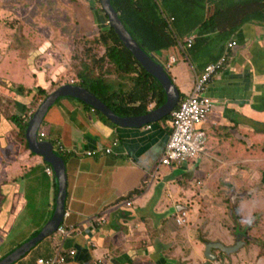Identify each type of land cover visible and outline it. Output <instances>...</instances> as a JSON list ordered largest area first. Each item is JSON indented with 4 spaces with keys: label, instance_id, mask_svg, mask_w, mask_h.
<instances>
[{
    "label": "crops",
    "instance_id": "obj_1",
    "mask_svg": "<svg viewBox=\"0 0 264 264\" xmlns=\"http://www.w3.org/2000/svg\"><path fill=\"white\" fill-rule=\"evenodd\" d=\"M239 1L229 0L227 5L225 0L221 3L213 0L206 2L202 16L205 23L194 24L195 28L190 33L196 35L194 46L184 50L185 57L177 44L156 53L165 58L163 65H167L170 55L176 58L174 62L169 61L166 68L181 96L185 97L202 68L217 60L227 43L236 41L231 60L210 80L206 91L214 100L210 115L212 127L210 117L200 125L207 133L225 129V138L230 139L226 147L229 159L227 157L223 161L220 157L217 164L210 165L207 161L203 165L205 157L211 159V151L208 150L201 157L204 159L202 164H198L196 159L180 166L157 167L171 131L170 119L163 122L162 118L139 129H125L102 120L96 110L72 99H61L48 110L42 124L48 125L53 135L44 134L42 141L59 145L65 151L66 222L77 228L74 236L63 241L57 237V241H54L64 250H75L69 264H181L185 261L202 264L206 259L214 261L211 255H206V244L210 246L213 243L212 246L218 248L233 247L234 239L241 238L239 234L244 228L247 230L245 233L257 237L260 228L250 232L251 228L248 230L247 226L254 218L262 220V223L264 221V212L263 219L257 216L264 206L261 192L255 187L256 178L264 183V158L258 167L247 164L250 172L242 173V181L235 179V186L251 181L254 189L250 202L243 201L246 197L238 199L242 215L240 219L232 210L234 218H238L236 224L230 220L233 227L226 223L225 218L220 220L209 214V208L205 209L208 204L211 208L215 206L214 203L222 202L218 194L212 192V187H205L206 183L210 186L216 182L215 178L219 180L222 177L220 182H229L233 177L225 176V173L232 171L230 166L237 170L240 166L237 161H242L247 154L246 148L255 144L252 138H258L257 145L264 141V21L259 22L254 18L238 25L241 16L250 10L247 5L236 7V12L228 18L225 7ZM194 15L195 12H192L187 15L189 17L179 18L180 25H193ZM98 18L95 17L100 28H106L105 19L101 16ZM36 57L43 62L48 58L46 52L36 54ZM19 60L16 57V62L9 65L22 64ZM34 60L24 73L21 72L24 78L23 94L11 93L14 97L12 107L15 109L12 114L21 116L24 108L36 107L37 103L31 104L34 99L38 100L34 92L41 89L48 93L52 82L60 80L56 73L50 76L48 70L53 66H48V62L40 65ZM50 61H53V56ZM14 69L15 77H18L20 70ZM61 74L63 80L66 71ZM71 80L74 82V76L63 82L71 83ZM112 89L117 93L120 91ZM26 90L32 91V94L27 95ZM155 103L153 99L147 108H154ZM259 129L263 132L257 133ZM17 132L14 125L0 116V259L45 225L51 215L57 189L54 175L51 178L44 172V161L22 150ZM49 137L51 140H47ZM113 141L117 143L114 146ZM239 141H244L246 145ZM109 147L111 153L106 154L104 150ZM86 152L96 153L86 156ZM37 164L43 166V174L47 177L45 181L31 171ZM30 173L29 181L24 183L22 176ZM45 182L49 190L45 209L48 215L41 218L44 225L35 230L31 228L27 238L14 246L9 245L3 252L4 244L19 226L27 206L34 205L35 199L40 197L37 185H44ZM26 185L30 187V190L27 188L31 193L30 199L23 192ZM184 209L188 215L187 223L181 226L176 219ZM203 211H207L209 217ZM242 240L240 251L244 250L245 254L254 249L256 255L260 250L256 264H264L261 259L264 258V244L257 241L253 247H248V239ZM38 245L37 259L52 255V245L49 249L40 246V243ZM209 249L211 251L212 247ZM15 264H35V258L27 254Z\"/></svg>",
    "mask_w": 264,
    "mask_h": 264
},
{
    "label": "rangeland",
    "instance_id": "obj_2",
    "mask_svg": "<svg viewBox=\"0 0 264 264\" xmlns=\"http://www.w3.org/2000/svg\"><path fill=\"white\" fill-rule=\"evenodd\" d=\"M99 16L103 17V19H105L104 23L108 25L106 15L98 1H95L92 4L91 0H0V90H2L0 91L1 117H9L10 114L14 112L15 109L12 107L14 97L11 93L13 91L15 93V89L18 86H24L22 73L28 69L34 58V62L37 61L40 65H45V63L48 62V66H53L50 70H48V72H50V76H53V74L56 73L57 78L60 79L56 81V83L52 82L51 89L48 93H46V95L54 91L57 87L67 83L63 82V80L73 76L76 80L74 72L82 70L85 65L90 67V74L94 73L96 65L95 59L91 58V55L101 54L104 50L103 44L96 42V38L100 33L99 30L101 29L96 21V19H99ZM101 30L104 31L106 29L103 28ZM233 49L234 48H227L226 45L222 52V54L227 52L225 66L232 58L231 55ZM45 52L48 57V61H46L47 59L44 62L38 60L36 54H45ZM180 53L182 54L183 52L180 50ZM52 56L53 61H50ZM16 57L20 59L19 63L20 61L22 63L14 66L20 70V72H18V77H15L14 67L9 65L11 62H16ZM155 57L160 64L164 63L165 58H163L162 55L156 54ZM2 71L5 73L2 74ZM62 71H66V76H63V80L61 74ZM102 75L104 76V79L110 83L114 90L127 92L131 88L132 81L128 78L122 79L120 76L121 73L116 70L113 64L108 63V67H104ZM127 75H129V77H133L132 74ZM35 93L38 97H35V95L33 97L38 100L34 99L31 104L33 103L32 105H35V103H37L38 106L45 96L38 94L37 90L34 94ZM37 106L31 109L32 114ZM213 107L214 100L212 99V109L205 122L208 121ZM209 123L212 127L211 117ZM49 129L50 127L48 125L42 124L39 132L52 136L53 132ZM202 131L204 134V141L198 155L193 160L196 161L197 159V163L202 164L204 159L201 157L205 156L208 150L211 151V159L205 157L206 161L203 165L206 164L207 161L210 162V165L217 164L220 162V157L223 161H225V158L227 157L229 159L230 156L226 153V147L230 139L225 138V129H216L213 132L211 131L210 133H207V131L202 128ZM256 132L262 133L263 131L259 129ZM47 140H51V138L49 137ZM252 140L255 144H253L252 147L246 148L247 154L245 157H243L242 161H237L240 163L237 170L235 167L230 166L229 168H233L232 171H229L228 174L225 173V176L233 177L229 182H220L219 180L223 177L219 178V180L218 178H215L214 180L216 182L212 183L210 186L206 183L205 186L207 188L212 187V192L217 193L218 198L222 200L220 203H214L213 205L215 206L211 208L208 204L205 209L209 208V214L212 216L214 215V217H217L220 220L225 218L224 220H226V223L232 225V227L234 224H232L230 220L234 221L235 224L238 222V218H234L232 210H234V214L239 215L241 219L242 213L239 210V200L246 197V200L243 201L250 202L252 198L251 191L254 189L251 181H247L245 183L242 182L241 185L235 186V179L242 181V173L244 171L250 172L247 164H256L258 167L260 161L264 158V141L257 145L258 138H252ZM239 143L246 145L244 141H239ZM53 148L56 151H60L54 144ZM224 150L225 153L222 154ZM260 152H262V154H260ZM31 171L38 174L41 181H45L47 179V177L43 174V166L41 164H37V166H35ZM31 173L22 176L24 183L29 181ZM252 174H254V172H252ZM50 177L52 178L53 175L51 174ZM47 185L48 184L46 182L44 185H37L40 197L35 199V207L33 204L27 206L19 226L13 230V232H15L9 236V239L4 244L2 250L7 248L9 245L14 246L20 240L27 238V233L31 228L37 229L44 225L43 219L41 218L45 215L47 217L48 215L47 212L45 213L49 190ZM255 187L261 192L264 206V183L261 182L260 179L256 178ZM27 188L30 190V187L26 185V187L23 188V192L25 197L30 199L31 193L28 192ZM186 192L191 194L190 191ZM244 194H247V196H244ZM232 200L235 202H231ZM263 210L262 212L257 213V216L259 215L262 218V213L264 212ZM203 213L208 216L207 211H203ZM222 223L224 227H226L225 221ZM26 228H28V231L24 232ZM259 228L260 231L257 234V237H251L248 233H245L247 231L246 228H244L239 234L241 238L242 235H244L243 238L248 239V247H253L257 241H261L264 244V221L262 223V220L254 218V221L247 226V229H250V232L257 231ZM241 238L236 237L234 239V245H236L237 241ZM55 240L57 241V236L53 234L42 240L40 242V246L43 245L49 249L52 245L51 254H54L56 247L58 246L57 243L54 244ZM212 245L213 243H210V246L212 247L210 252L214 254L216 258L211 259L214 261L206 259V262L202 264H243L244 262L246 264H256V257L260 252V250H258L255 255V251L252 249L243 254L244 250L240 251V249H238L234 253L226 254L221 248ZM38 246L27 253L31 254V256L35 258V264H37V260L39 259L36 257L40 248ZM6 250L7 249H4L3 252ZM45 257L46 256H44V258ZM262 257H264V253L262 254ZM21 259H23V257ZM261 259L264 260V258ZM69 262H71L70 259H68L67 264H69ZM181 264H189V262L185 261L181 262Z\"/></svg>",
    "mask_w": 264,
    "mask_h": 264
},
{
    "label": "trees",
    "instance_id": "obj_3",
    "mask_svg": "<svg viewBox=\"0 0 264 264\" xmlns=\"http://www.w3.org/2000/svg\"><path fill=\"white\" fill-rule=\"evenodd\" d=\"M95 1L98 0H91L92 4ZM111 1L119 18L129 32L141 47L156 59L155 55L157 52L167 49L170 46H175L177 39H182L184 36L190 34L191 31L193 32L195 28L194 24L199 22L205 23L202 16H204L206 10V2L209 0ZM213 2L221 3L222 0H213ZM225 4H229V0H225ZM246 5L250 10L241 16L238 25L254 18H257L259 22L261 20L264 21V0H241V2L239 1L234 5L226 6L225 15H228L227 17L230 18L236 12V7ZM192 12H195L194 16L196 17L194 18L193 25L189 22V24L180 25L179 18L192 14ZM105 29L104 31L100 29V33L96 38V42L103 44V52L101 54L91 55V58L95 59L96 65L94 73L90 74V67L86 65L82 70L74 72L76 75V80H74L76 85L83 86L84 89L100 99L114 113L121 116L129 117L145 114L148 110V103L153 99L156 101L155 107H158L164 101V94L160 85L139 65L130 52L120 43L112 28L107 25ZM108 63L115 66L116 70L121 73L120 76L122 79L128 78L132 81L129 91L124 92L120 90L117 93L113 91L110 83L104 80L102 74L104 67H108ZM168 65L169 63L167 60V65L165 64L163 67L169 72V69L166 68ZM127 74H132L133 77H129ZM18 87L15 89V93L23 94L25 89L20 86ZM37 92L38 94L46 96V93L41 89H37ZM26 93L30 96L32 91L26 90ZM180 98H183L181 93ZM177 106L178 104L174 108ZM86 108L90 109L88 106ZM29 110L31 109L26 110V108H24V112L21 116L10 114V116L5 119L17 128L18 132L16 136L20 143L19 145L22 146V150L27 152L28 155L35 156L34 153L28 150L24 139L27 121L32 116ZM96 113L99 118L108 121L102 114L99 112ZM168 119H170V114L163 117L162 121L165 122ZM63 152L65 151H57V153L65 159ZM38 157L41 158L40 156ZM46 167L49 166L45 164V168Z\"/></svg>",
    "mask_w": 264,
    "mask_h": 264
},
{
    "label": "water",
    "instance_id": "obj_4",
    "mask_svg": "<svg viewBox=\"0 0 264 264\" xmlns=\"http://www.w3.org/2000/svg\"><path fill=\"white\" fill-rule=\"evenodd\" d=\"M106 15L109 27L117 35L120 43L130 52L139 65L160 85L164 94V101L158 107L148 109L140 116H121L109 109L100 99L78 84L67 83L57 87L47 94L39 103L32 116L28 119L24 139L30 152L40 156L47 164L56 180V195L51 215L45 225L29 240L12 250L0 259V264H15L28 252L35 248L42 240L53 235L58 226L63 222L66 199V163L65 159L58 154L49 142L38 139V131L48 110L61 99H72L88 106L102 114L110 123L125 129H139L148 124L157 123L163 117L170 114L180 100V91L176 87L172 77L165 67L157 62L136 41L118 16L111 0H98ZM242 241L238 240L234 247H220L226 254L234 253ZM208 246L206 255L210 253ZM64 249V247H63ZM211 257V256H210ZM212 259H215L213 256Z\"/></svg>",
    "mask_w": 264,
    "mask_h": 264
},
{
    "label": "built area",
    "instance_id": "obj_5",
    "mask_svg": "<svg viewBox=\"0 0 264 264\" xmlns=\"http://www.w3.org/2000/svg\"><path fill=\"white\" fill-rule=\"evenodd\" d=\"M196 35L188 34L182 39H177V46L183 52L192 47ZM236 41L232 40L227 43V48L232 49ZM227 52H224L217 60L207 63L192 82L191 91L178 101V106L172 109L170 113L171 131L164 145L162 155L159 159V166H180L191 162L199 153L204 141V134L200 124L204 122L212 109V99L206 94L210 80L225 67ZM176 61L172 55L169 56L168 62ZM72 83V80H71ZM40 130V129H39ZM44 134L38 131V139L42 140ZM116 141L112 145H116ZM60 151H64L61 146H57ZM106 154L111 153V147L104 150ZM96 152H86V156H92ZM45 173L51 175L50 167L45 168ZM67 213L63 215V222L58 226L55 235L60 241L70 238L77 233L74 224L67 223ZM186 213L183 211L176 223L184 224ZM105 223V221H103ZM92 245V244H91ZM75 250H64L62 245L58 244L56 251L51 256L39 258L37 264H67V258L73 257Z\"/></svg>",
    "mask_w": 264,
    "mask_h": 264
},
{
    "label": "clouds",
    "instance_id": "obj_6",
    "mask_svg": "<svg viewBox=\"0 0 264 264\" xmlns=\"http://www.w3.org/2000/svg\"><path fill=\"white\" fill-rule=\"evenodd\" d=\"M221 55H222V54H221ZM72 84H74L73 81H72ZM207 118H208V117H207ZM206 120H207V119H206ZM206 120H205V121H206ZM202 123H203V122H202ZM202 123H201V124H202ZM201 124H200V125H201ZM200 125H199V126H200ZM200 128H201V127H200ZM201 129H202V128H201ZM55 151H56V150H55ZM56 152H57V151H56ZM183 211L186 213V217H185L186 222H185L184 224H182V225L184 226V225H186V223H187V211H186V209H184ZM183 211H182V212H183ZM180 214H181V213H180ZM177 224H178V223H177ZM178 225H181V224H178ZM182 225H181V226H182ZM236 235H237V234H235V236H236ZM66 239H67V238H66ZM66 239H65V240H66ZM208 246H209V245L206 244L207 249H208ZM233 247H234V246H233ZM207 249H205V250H206V253H207ZM70 250H72V249H70ZM74 255H75V254H74ZM213 256H214V255H211V259L213 258ZM73 257H74V256H73ZM73 257H71V258H67V261H68V259H72ZM215 258H216V256H215Z\"/></svg>",
    "mask_w": 264,
    "mask_h": 264
},
{
    "label": "flooded vegetation",
    "instance_id": "obj_7",
    "mask_svg": "<svg viewBox=\"0 0 264 264\" xmlns=\"http://www.w3.org/2000/svg\"><path fill=\"white\" fill-rule=\"evenodd\" d=\"M242 239H243V235H242V238L240 239L242 241V243H243V240Z\"/></svg>",
    "mask_w": 264,
    "mask_h": 264
}]
</instances>
